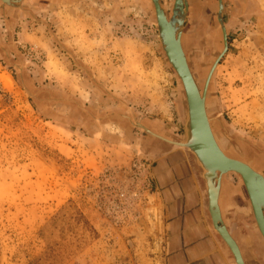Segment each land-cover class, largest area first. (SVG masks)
<instances>
[{
  "label": "rangeland",
  "instance_id": "1",
  "mask_svg": "<svg viewBox=\"0 0 264 264\" xmlns=\"http://www.w3.org/2000/svg\"><path fill=\"white\" fill-rule=\"evenodd\" d=\"M35 1L0 2V264H165L167 220L149 152L159 138L133 122L180 140L186 101L151 0ZM174 1L162 0L168 15ZM251 2L246 15L247 0H224L226 22L236 20L206 100L213 128L224 122L255 162L264 152V0ZM216 5L188 0L182 34L202 91ZM229 177L243 193L239 174ZM235 216L260 256L253 213Z\"/></svg>",
  "mask_w": 264,
  "mask_h": 264
},
{
  "label": "water",
  "instance_id": "2",
  "mask_svg": "<svg viewBox=\"0 0 264 264\" xmlns=\"http://www.w3.org/2000/svg\"><path fill=\"white\" fill-rule=\"evenodd\" d=\"M2 5L22 8L23 0H0ZM152 10L154 12V24L158 31L160 46L167 57L168 63L174 69L178 79L180 80L186 101V112L183 124V137L180 140L184 141V147L177 146L168 139V137L152 130L147 124L135 119L133 125L141 129L143 132L157 137L175 148L189 151L196 159L198 166L202 170V177L208 188L209 207L212 211V220L218 234L226 241L231 249L233 257L237 264H246L240 250L238 241H236L232 233L223 221L219 205V182L220 175L228 172H235L243 178L246 185L248 197L252 201L254 210V219L258 224L261 234L264 239V176L256 172L248 163L238 159L228 157L218 145L210 125V117L206 107V91L210 84L212 75L216 69L222 56L228 49V34L226 24L224 22V2L219 0V22L224 31L225 48L214 66L210 70L206 87L202 91L194 73L190 67L188 56L184 50L182 43V34L188 10V0H175V6L171 16L167 14L166 8L162 0H151ZM157 18V20H156ZM72 55V51L64 47ZM79 66L85 69L89 74L90 71L85 68L80 62ZM22 68V67H21ZM91 77L95 80L94 76ZM141 146V144H139ZM259 182L261 187L256 188V183ZM218 182V185H216ZM262 197V198H261ZM261 200L259 204L258 200ZM263 202V203H262ZM215 210V213L213 212ZM264 241V240H263Z\"/></svg>",
  "mask_w": 264,
  "mask_h": 264
},
{
  "label": "crops",
  "instance_id": "3",
  "mask_svg": "<svg viewBox=\"0 0 264 264\" xmlns=\"http://www.w3.org/2000/svg\"><path fill=\"white\" fill-rule=\"evenodd\" d=\"M50 1L52 0H36L35 3L42 6ZM151 151L154 184L164 204L167 220L165 264H236L231 250L212 226L206 184L195 157L189 151L175 148L173 145L165 149L155 147ZM229 178L226 181L231 182L232 179ZM221 191L222 210L225 201H221ZM224 210L223 208V212ZM231 216L225 217L230 218V226L233 223ZM249 226L253 228V221ZM231 228L245 263L263 264L259 251L255 253L252 250V237L240 238L238 227Z\"/></svg>",
  "mask_w": 264,
  "mask_h": 264
},
{
  "label": "flooded vegetation",
  "instance_id": "4",
  "mask_svg": "<svg viewBox=\"0 0 264 264\" xmlns=\"http://www.w3.org/2000/svg\"><path fill=\"white\" fill-rule=\"evenodd\" d=\"M216 1H217V5H216V17H217V23H218V33H217V35H215L214 37H212L213 40H212L211 50H212V52H214V54L212 55V57H214V60L212 62L211 67L209 68L208 74L210 73V70L212 69V67L214 66L216 60L219 58V56L221 55V53L224 51V48H225L224 47L225 46V44H224L225 43L224 42V31H223V28L221 27V25H220V23L218 21L219 0H216ZM223 2H224V0H223ZM247 2L248 3L246 5V8H247V14L246 15H250L252 13V10H254V6H253L251 0H247ZM224 10H225V3H224ZM223 16H224V11H223ZM235 20H236V18L235 19H231L228 22H226L225 16H224V22L226 24L227 34H228V29H229L228 27H229V25H231V23L233 21H235ZM188 57H189V61L191 63V57L189 56V54H188ZM203 71L204 70H202V73H203ZM194 74H195L194 76H196V77L198 76V71L195 70V69H194ZM207 77H208V75L206 76L205 80L207 79ZM200 79H204V78L201 77ZM114 113L115 112H113L112 114H114ZM214 132H215V136H216L217 140L219 141V143L221 144L224 152H226L231 157L240 158L242 160H245L243 158L245 156L244 155V151L241 150L240 148H238V146L236 145V142L234 140L235 138L233 137L234 134H233V131L230 129V127H228L224 122L219 121L218 122V127H216L214 129ZM158 133H161V132L158 131ZM161 135L166 136V137H168V139L170 138L171 140H177V139L173 138L172 136H170L168 133H165V132L164 133H161ZM244 141H245V139H244ZM153 143L154 144L151 145L150 148H149V152L153 148H155V147H159L160 149H165V148H167L168 146L171 145V144L166 143L164 141H160L159 139H157ZM245 145L246 146L249 145V142L246 141V144ZM232 148H235L236 150H238V152L241 153V156H237L235 154V152L232 153L231 152L232 151ZM257 155H259L257 157V159H256L257 161H255V162L250 161V160L249 161L248 160H245V161L249 162L251 165H253L254 168H256L257 170H259L264 175V169H263L264 168V152H263V150L259 149V151L257 152ZM256 162H257L258 165L255 164ZM233 173H235V172H233ZM223 177H222V186H221L222 187V191H221L222 200L221 201L222 202H223V200L225 201V206L224 207L222 206V207L227 211V213H229L230 215H232L231 216V219L233 221L232 226L234 227V226H237L236 223H234L235 222L234 219L237 220V218H233L237 214V210H239V212H240V208L241 209L242 208L243 209L246 208V210H248V211L251 210L252 213H253V211H252V208H251L249 199H248V194H247L246 188L244 186V183L242 181H239V186H237V187H238V189L242 190V192H243V193H240V191H237L235 189V187L232 186L233 182L225 181ZM223 196H225V197H223ZM245 199H246V202L248 203V205L241 203ZM223 208H222V214H223L224 221H225L228 229L230 230V232H232L231 231V229H232L231 227L232 226H230V218L229 217L225 218L226 217L225 214H227V213H225V210L223 212ZM253 216H254V214H253ZM252 227L256 229L257 228V225L255 227L254 226H252ZM256 230H258V228ZM258 232H259V230H258ZM260 235H261V233H260ZM261 238H262V235H261ZM260 257H261L262 263L264 264V259H263V257H264V250L261 251Z\"/></svg>",
  "mask_w": 264,
  "mask_h": 264
},
{
  "label": "bare ground",
  "instance_id": "5",
  "mask_svg": "<svg viewBox=\"0 0 264 264\" xmlns=\"http://www.w3.org/2000/svg\"><path fill=\"white\" fill-rule=\"evenodd\" d=\"M174 6H175V1H174V3H173V6H172V13H173V11H174ZM172 15V14H171ZM170 15V16H171ZM156 20H157V18H156ZM218 21H219V16H218ZM220 23V22H219ZM225 44V43H224ZM225 47V46H224ZM167 58V57H166ZM207 81H208V79H207ZM207 84V83H206ZM206 107H207V103H206ZM210 125H211V128H212V132H213V135H214V137H215V139L217 140V138H216V136H215V132H214V128H213V125H212V121L210 120ZM164 137V136H163ZM171 140V139H170ZM172 142H173V144H175V145H177V146H182V147H184L185 145H184V141L183 140H171ZM217 142H218V145L220 146V148L222 149V151L224 152V150H223V148H222V146H221V144L219 143V141L217 140ZM228 157H230V158H233V159H238V160H241V161H243V162H246V163H248L256 172H258V173H260V174H262L260 171H258L257 169H255L249 162H247V161H245V160H242V159H240V158H234V157H231V156H229L226 152H224ZM228 173H231V172H228ZM228 173H225V174H228ZM225 174H223L222 176L220 175V182H219V194H218V205H219V210H220V215H221V217H222V219H223V221H224V218H223V214H222V210H221V208H220V191H221V181H222V177L225 175ZM237 174V173H236ZM263 175V174H262ZM264 176V175H263ZM239 177H240V179H241V181L244 183V181L242 180L243 178H241V176L239 175ZM217 184L216 185H218V182H216ZM255 183H256V188L259 186V187H261V184L259 183V182H257V180H255ZM244 186H245V188H246V185H245V183H244ZM206 191H207V194H208V188H207V186H206ZM248 192V191H247ZM262 198V197H261ZM248 199H249V202H250V205H251V208H252V211H253V213H254V210H253V204H252V201L250 200V198L248 197ZM258 202H259V204L261 203V200H260V198H259V200H258ZM263 203V202H262ZM208 211H209V215H210V218H211V221H212V226H213V228L218 232V230L215 228V226H214V224H213V220H212V211L210 210V207H209V199H208ZM213 212L215 213V210H213ZM217 213H215V215H216ZM225 222V221H224ZM256 225H257V228H258V230H259V232L261 233V231H260V229H259V227H258V224L256 223ZM219 233V232H218ZM232 235V234H231ZM262 235V234H261ZM263 237V236H262ZM222 238V237H221ZM234 238V237H233ZM223 239V238H222ZM235 239V238H234ZM225 243H226V241L225 240H223ZM226 245L228 246V244L226 243ZM229 247V246H228ZM227 247V248H228ZM229 249H230V247H229ZM231 250V249H230ZM241 250V249H240ZM231 252V251H230ZM243 256V255H242ZM234 260H235V258H234ZM235 263H236V260H235ZM237 264V263H236Z\"/></svg>",
  "mask_w": 264,
  "mask_h": 264
}]
</instances>
